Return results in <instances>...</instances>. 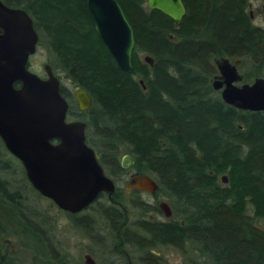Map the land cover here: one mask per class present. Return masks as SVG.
<instances>
[{"label": "trees", "instance_id": "trees-1", "mask_svg": "<svg viewBox=\"0 0 264 264\" xmlns=\"http://www.w3.org/2000/svg\"><path fill=\"white\" fill-rule=\"evenodd\" d=\"M2 1L31 16L52 69L91 95L90 109L79 112L61 88L68 115L86 123V142L106 174L122 180L120 157L129 155L130 170L152 176L159 186L155 196L169 202L171 217L156 220L147 215L159 212L158 206L117 187V203L93 204L104 207L112 237L139 253L142 264H158L151 249L165 246L182 251L192 264H264V111L230 106L211 85L220 57L240 59L252 77H264V28L252 23L249 0H183L186 14L179 22L147 8V0H117L134 33L130 73L119 69L97 35L87 0ZM140 53L153 58L151 67ZM7 164H0V175ZM20 192L0 177V229L19 237L36 264H68L48 237L54 253L37 251L32 235L46 233L21 211ZM132 208L141 212L133 220ZM12 209L23 228L8 224ZM3 258L0 264H11Z\"/></svg>", "mask_w": 264, "mask_h": 264}, {"label": "water", "instance_id": "water-1", "mask_svg": "<svg viewBox=\"0 0 264 264\" xmlns=\"http://www.w3.org/2000/svg\"><path fill=\"white\" fill-rule=\"evenodd\" d=\"M86 4L97 35L119 69L130 73L134 33L119 2L87 0ZM147 6L176 22L186 13L182 0H147ZM262 11L264 14V3ZM37 41L30 15L0 0V140L20 161L36 192L60 209L74 213L92 204L101 192L111 195L115 184L104 172L95 150L86 143L85 122L66 119L68 102L51 67L44 65V78L28 68ZM143 59L150 67L153 65L151 56L144 55ZM214 64L218 73L212 86L220 89L226 104L244 111H264V77L242 82L240 59L220 57ZM140 83L144 89L143 81ZM73 95L79 111L91 107L92 98L84 88L76 87ZM132 162L129 155L123 156V166ZM221 181L227 183L226 175ZM158 188L156 180L146 173L132 174L124 184L127 193L135 189L154 194ZM158 207L165 217L172 215L166 201L159 202ZM86 260L93 264L90 256Z\"/></svg>", "mask_w": 264, "mask_h": 264}, {"label": "rangeland", "instance_id": "rangeland-1", "mask_svg": "<svg viewBox=\"0 0 264 264\" xmlns=\"http://www.w3.org/2000/svg\"><path fill=\"white\" fill-rule=\"evenodd\" d=\"M263 3V0H249L247 8V12L250 15L252 23L261 28H264V14L262 11ZM139 55L140 59L143 60L145 53H140ZM47 60V50L39 46L36 53L33 54L29 59V68L39 76L44 77L45 71L43 69V65L47 63ZM238 70L243 76V82H252L255 78L251 76L250 68L247 66H238ZM58 74L61 77L63 86L72 93L74 85L69 82L62 73ZM67 120L71 121L79 119L75 116L68 115ZM123 156L121 155L120 159H122ZM0 161V164L4 161H7V163H9L7 164L9 165V167L7 168L6 172H2V175H0V177L3 179H8L11 190L18 188L21 191L20 193L22 197L18 198V200H22V205H24V207L22 208L23 210L21 211H23L24 215L35 219L38 223V227H42L41 231H44L46 233V237L42 233H40V235L36 234L37 236L32 235L31 240L37 246L38 252H44L47 256H51L54 252L48 247V243H50V245H52L54 249L58 251V257L62 255V257L65 258L68 264H82V256L87 251L91 253L92 257L99 264H142L139 261V253L132 252V250L127 247H117L120 252L116 253L111 250L113 244L117 240L112 238V235L109 233L108 227H94L90 229V235H97L98 239L100 238V242L97 241L98 239L95 240L94 237L90 238L89 236L85 235L83 230L75 228L72 225L69 217L62 210H60L50 199L43 197L37 192H34L32 189H29L27 186H24L26 184H24L22 180V176L24 175L21 164L18 163V161L14 160V157L6 151L1 142ZM126 180L127 176L117 182V186L121 189V191L124 188V183L126 182ZM137 197L155 207H157L159 202L161 201H166L169 204L167 198L162 195L153 196L150 193L142 192L139 193L138 196H132L133 199ZM125 200L129 201L130 199L128 197L127 199L125 198ZM0 203H2V201H0ZM96 206L97 205H94V207ZM8 211L9 213L5 214L7 215V217L12 218V220L9 221L8 224L10 226H14L15 228H23L20 222V217L16 215V212L13 209L11 211ZM140 213V210L132 208L130 209V218L133 220L139 217ZM2 215L3 213L0 211V216L2 217ZM147 216L160 221H166L171 217H165L161 210L159 212H150ZM29 235L31 236V234H27L28 238H30ZM46 238L48 239V243L45 242ZM151 252L156 257H158V264H192V262L188 261V259L186 258V254L170 246L151 249ZM101 253H103V258L101 256ZM127 254L128 256H126ZM0 255L4 257L3 260H5V262L8 261L10 263L12 261L11 264H36L32 257V251L28 249V247L23 245L22 240H20L19 237H17L13 233L8 231L5 232L1 229ZM196 258L197 261L200 260L198 259V255L195 253V263H197ZM48 259L50 258L48 257ZM50 260L54 261L56 260V258L54 259L51 257ZM112 260L114 262H112ZM41 264H46V262L42 260Z\"/></svg>", "mask_w": 264, "mask_h": 264}, {"label": "flooded vegetation", "instance_id": "flooded-vegetation-1", "mask_svg": "<svg viewBox=\"0 0 264 264\" xmlns=\"http://www.w3.org/2000/svg\"><path fill=\"white\" fill-rule=\"evenodd\" d=\"M2 1V0H1ZM183 1V0H182ZM3 2V1H2ZM4 3V2H3ZM184 3V2H183ZM5 4V3H4ZM185 5V4H184ZM8 6V5H7ZM146 6H147V1H146ZM10 7H12V6H10ZM186 7V6H185ZM18 8H20V7H18ZM147 8H149L148 6H147ZM23 9V8H22ZM149 9H151V8H149ZM162 13V12H161ZM186 14V13H185ZM165 15V14H164ZM167 16V15H166ZM31 17V16H30ZM184 17V16H183ZM170 18V17H169ZM181 21V20H180ZM179 22V21H178ZM33 27H34V25H33ZM35 29V28H34ZM36 31V30H35ZM37 33V32H36ZM38 35V34H37ZM38 40H39V37H38ZM38 47H39V45H38V41H37V44H36V51H37V49H38ZM36 51H35V53H36ZM34 53V54H35ZM33 55V54H32ZM31 55V56H32ZM30 56V57H31ZM30 57H29V59H30ZM144 60V59H143ZM240 62H241V60H240ZM46 64H48L50 67H51V65L47 62V63H45L44 65H46ZM44 65H43V69H44ZM239 66H240V64H239ZM216 67V66H215ZM28 68H29V60H28ZM30 69V68H29ZM51 69H52V67H51ZM31 70V69H30ZM32 71V70H31ZM44 71H45V69H44ZM52 72L59 78V80H60V91H61V88L63 87V84H62V81H61V77H60V75L58 74V73H56L53 69H52ZM218 73V71H217V68H216V73L213 75V77H212V80H211V85H212V82H213V80H214V76L216 75ZM38 75V74H37ZM41 77V76H40ZM44 77H46V73H45V76ZM44 77H42V78H44ZM64 77L69 81V82H71L70 81V79L69 78H67L65 75H64ZM243 82V81H242ZM19 86V84L17 83L16 84V87H18ZM76 87H80V86H77V85H74V88H73V91H72V98H73V100H74V103H75V105H76V108H77V104H76V101H75V99H74V95H73V93H74V89L76 88ZM213 87V86H212ZM214 89V88H213ZM215 90V89H214ZM87 91V90H86ZM215 91H217V92H219V95H220V89L219 90H215ZM88 92V91H87ZM61 93H62V91H61ZM89 93V92H88ZM63 95V94H62ZM64 96V95H63ZM91 96V95H90ZM65 97V96H64ZM66 98V97H65ZM92 98V97H91ZM66 100H67V102H68V109H67V114H66V119H67V116H68V110H69V106H70V103H69V101H68V99L66 98ZM92 105V104H91ZM78 109V108H77ZM90 109V108H89ZM88 109V110H89ZM79 111V110H78ZM79 112H81V111H79ZM84 112H86V111H84ZM68 121H70V120H68ZM80 121H82V120H80ZM86 124V123H85ZM85 137H86V126H85ZM0 142L2 143V141L0 140ZM87 143V142H86ZM88 144V143H87ZM2 145H3V143H2ZM89 145V144H88ZM90 146V145H89ZM3 147H4V145H3ZM92 147V146H91ZM5 148V147H4ZM93 148V147H92ZM94 149V148H93ZM95 150V149H94ZM7 151V150H6ZM8 152V151H7ZM96 152V151H95ZM9 153V152H8ZM10 154V153H9ZM98 156V155H97ZM14 157V156H13ZM14 160H16V161H18V163H20V161L18 160V159H16L15 157H14ZM98 160H99V158H98ZM133 160V159H132ZM100 162V161H99ZM21 164V163H20ZM101 164V163H100ZM120 164H121V168L122 169H125L126 171H125V176H127V180H128V178L132 175V174H136V173H133L131 170H130V166L133 164V162H132V164H130V165H128V166H123L122 165V159H120ZM102 166V165H101ZM21 167H22V165H21ZM103 168V167H102ZM22 170H23V167H22ZM104 170V169H103ZM104 172L106 173V171L104 170ZM23 173H24V170H23ZM106 175H108V174H106ZM24 176H25V173H24ZM109 177H111V176H109ZM25 178H26V176H25ZM112 178V180L114 181V184H115V190H114V192L116 191V189H117V180L116 179H114L113 177H111ZM27 180V179H26ZM126 180V181H127ZM28 181V180H27ZM29 183V182H28ZM126 183V182H125ZM124 183V184H125ZM133 191H138L139 193H142V192H144V191H139V190H135V189H132L131 191H129L128 193L127 192H125L124 191V188H123V190H122V192L125 194V195H129V194H131ZM113 192V193H114ZM38 193V192H37ZM113 193L111 194V195H108L107 193H105V192H101V193H99L98 194V196L96 197V199L92 202V204H90L89 206H87V207H85V208H83L82 210H80V211H78V212H74V213H72V212H68V211H65V210H62V209H60L58 206V208L60 209V210H62L68 217H69V219L71 220V223H72V225L75 227V228H79V229H81V230H83V232L85 233V235H87V236H89L90 238L91 237H94L95 238V240H97L98 239V236L97 235H90V233H91V231H90V229H92V228H99V227H104L105 226V228L106 227H108L107 226V221L104 219V217H103V214H106L105 212H103V210H102V207L103 206H101V205H97L96 207H94V202H96V201H100L99 202V204L101 203V204H114V203H117V202H115L114 200H113V198H112V195H113ZM147 193V192H146ZM39 194V193H38ZM155 194L156 193H154V194H151V195H153V196H155ZM40 195V194H39ZM17 197H22V195H20L19 194V196L17 195ZM22 203V200L20 201V203L18 202V204H21ZM151 205V204H150ZM99 206V207H98ZM104 208V207H103ZM159 208V207H158ZM94 212V213H93ZM39 229L40 230H42V227H40L39 226ZM109 229V228H108ZM2 230V229H1ZM5 232H7V231H5ZM42 232H44V231H42ZM110 233V232H109ZM118 235V234H117ZM113 238V237H112ZM113 239H115V240H117L114 244H113V246H112V249L111 250H113L114 251V253H116V252H120V250H118V248L117 247H121L122 246V244H121V242L119 241V238H116V237H114ZM113 239H112V241H113ZM97 241H99L100 242V238L97 240ZM94 249V248H93ZM93 251H95V250H93ZM103 253H105V252H103ZM103 253H101V256H102V258H103ZM86 256H90L92 259H93V264H99L93 257H92V255H91V253L90 252H85L84 254H83V256H82V264H88V262H87V260H86ZM126 256H128V254L126 255ZM112 262H114L113 260H112ZM74 264H79V263H74Z\"/></svg>", "mask_w": 264, "mask_h": 264}]
</instances>
